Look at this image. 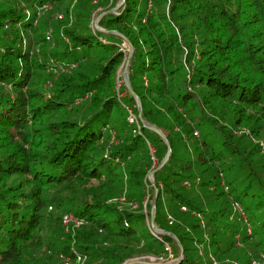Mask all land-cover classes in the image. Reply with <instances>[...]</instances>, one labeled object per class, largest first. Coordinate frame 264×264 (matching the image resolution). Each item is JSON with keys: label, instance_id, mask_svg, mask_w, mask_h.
<instances>
[{"label": "trees", "instance_id": "trees-1", "mask_svg": "<svg viewBox=\"0 0 264 264\" xmlns=\"http://www.w3.org/2000/svg\"><path fill=\"white\" fill-rule=\"evenodd\" d=\"M119 2L0 0V264L176 261L155 189L175 264H264V0H123L96 29ZM144 124L172 150L150 188Z\"/></svg>", "mask_w": 264, "mask_h": 264}, {"label": "water", "instance_id": "water-1", "mask_svg": "<svg viewBox=\"0 0 264 264\" xmlns=\"http://www.w3.org/2000/svg\"><path fill=\"white\" fill-rule=\"evenodd\" d=\"M123 2V0H121V3ZM120 2L115 5L112 9L106 11V12H102L100 15L97 16V18L95 19V22L97 23V21L101 18V16L103 14H106V13H111L113 12L114 10H116L120 4ZM96 29L100 30V31H105L107 32V30L105 29H102L100 28L97 24H95L94 26ZM113 34H116L118 36H120L121 38H123V40L127 43H129L128 39L125 38L121 33L119 32H116V31H109ZM132 52H133V47L131 44H129V51H128V55H127V59L125 61V63L123 64V68H122V77H123V80L125 82V85H126V88L127 90L134 96V98L136 99V102H137V107H138V119L139 121H143L142 119V109H141V101L139 99V97L135 94V92L133 91V89L131 88V85H130V82H129V79H128V64H129V60H130V57L132 55ZM145 127H147L148 129L156 132L165 142L166 146H167V152H166V155L164 156V158L162 159V161L160 162V164L150 172L149 174V181L154 184V181H153V178H152V175L155 171H157L158 169H160L166 162L167 160L169 159L170 155H171V146H170V143L169 141L167 140V138L157 129L155 128L154 126L152 125H149V124H144ZM157 198V190L155 189V193H154V197H153V201H152V204H151V210H150V227L152 230H154L156 233L158 234H168L170 235L174 240L175 242L179 245L180 247V256L178 258V260L176 261H172V262H168V263H160V262H153V261H145V260H142V259H131V260H128L126 262V264H175V263H178L181 258H182V254H183V248L181 246V243H180V240L178 239V237L170 232H167V231H164V230H158L156 227H155V224H154V215H155V200Z\"/></svg>", "mask_w": 264, "mask_h": 264}, {"label": "built area", "instance_id": "built-area-1", "mask_svg": "<svg viewBox=\"0 0 264 264\" xmlns=\"http://www.w3.org/2000/svg\"><path fill=\"white\" fill-rule=\"evenodd\" d=\"M129 112H130V110H129ZM129 120L131 122H134V123L137 124L139 119L135 115L130 114ZM62 224L65 226V228L67 230L69 228L80 226L82 224V219L79 218V217L74 216L71 213H65V214L62 215ZM67 261H68V258H65L64 264H67L68 263ZM80 261H81V259L78 257L76 262L78 263ZM253 263L256 264L257 262H253Z\"/></svg>", "mask_w": 264, "mask_h": 264}, {"label": "rangeland", "instance_id": "rangeland-1", "mask_svg": "<svg viewBox=\"0 0 264 264\" xmlns=\"http://www.w3.org/2000/svg\"><path fill=\"white\" fill-rule=\"evenodd\" d=\"M112 8H113V7H112ZM112 8H111V9H112ZM100 14H101V13H100ZM100 14H98V15H100ZM98 15H97V16H98ZM103 15H104V14H103ZM103 15H102V16H103ZM97 16H94V18L92 19V24H93V26H95V24L98 25V21H99V20L97 21V23L95 22V19L97 18ZM102 16H101V17H102ZM60 17H61V15L59 16V13H58V18H60ZM49 29H50V28H49ZM48 33H49V34H50V33H53V31L50 30ZM50 40H51V38H50ZM50 40H48V41H50ZM121 47L124 48V47H126V45H125V44H122ZM122 66H123V63H121V65L119 66V68H118L119 71L122 70V68H123ZM60 68H62V67L58 65L57 67L54 68V69H55L54 71L57 72V73H59V69H60ZM152 178H153V176H152ZM147 179H148V184H149V185H148V188L153 187L154 184H152V183L149 181V174H148V176H147ZM153 181H154V180H153ZM48 209L50 210V208H48ZM64 214H65V213H64ZM62 225H63V224H62ZM63 226H64V225H63ZM70 229H72V228H69L68 230H69V231H72V230H70ZM64 230H65V231H68V230H66L65 226H64ZM133 259H140V258H133ZM142 260H149V261H153V262L157 261V259H155L153 256H146V258L144 257V258H142ZM38 264H59V259L56 258V259L51 260V261H41V262H39ZM76 264H78V263L76 262Z\"/></svg>", "mask_w": 264, "mask_h": 264}]
</instances>
